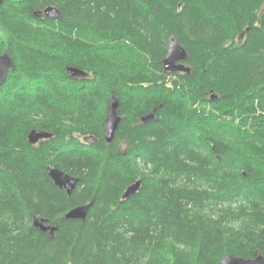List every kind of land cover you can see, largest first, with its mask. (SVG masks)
Listing matches in <instances>:
<instances>
[{
  "label": "trees",
  "instance_id": "1",
  "mask_svg": "<svg viewBox=\"0 0 264 264\" xmlns=\"http://www.w3.org/2000/svg\"><path fill=\"white\" fill-rule=\"evenodd\" d=\"M171 35L188 73L163 68ZM3 52L0 264L264 255V0H2ZM111 94L121 120L108 143ZM34 128L52 137L31 144ZM50 167L78 178L70 195ZM90 201L84 219L65 217Z\"/></svg>",
  "mask_w": 264,
  "mask_h": 264
},
{
  "label": "water",
  "instance_id": "2",
  "mask_svg": "<svg viewBox=\"0 0 264 264\" xmlns=\"http://www.w3.org/2000/svg\"><path fill=\"white\" fill-rule=\"evenodd\" d=\"M2 0H0V3ZM46 16L50 18H57L59 16V11L56 7L50 6L44 10ZM189 54L186 49L180 44L179 40L175 35H171L167 39V52L162 60L163 68L168 72H186L190 71V67L186 65L185 61L188 59ZM13 67V60L7 52L0 54V86L6 81L7 73ZM71 77L73 78H84L87 76V72L79 68L68 66ZM119 101L118 98L111 94L107 102V110L105 115V120L103 124V136L105 140L110 143L113 138L115 131L119 125L121 117L118 115ZM157 117L154 110L150 111L148 114L141 117L143 123L154 122ZM52 134L41 129H32L28 133V140L31 144L37 143L39 140L44 138H50ZM93 138L90 137V142ZM49 176L53 180L54 184L59 188L65 189L68 195L71 194L72 190L75 188L78 178L70 175L69 173L60 170L55 167L49 168ZM141 186V181L136 180L135 182L128 185L123 193L122 198L125 199L133 193H136ZM91 201L89 203L75 206L66 212L65 217L70 219H84L88 213ZM33 225L40 228L43 231L49 230L53 232L56 227L47 224V220L39 215H34ZM218 264H264V255L256 254L254 258L245 259L241 257H236L233 255L223 256Z\"/></svg>",
  "mask_w": 264,
  "mask_h": 264
}]
</instances>
